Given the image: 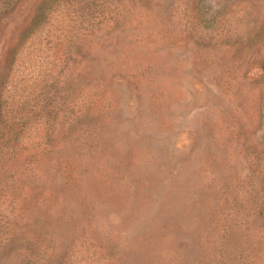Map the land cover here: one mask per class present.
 <instances>
[{"label":"rangeland","instance_id":"rangeland-1","mask_svg":"<svg viewBox=\"0 0 264 264\" xmlns=\"http://www.w3.org/2000/svg\"><path fill=\"white\" fill-rule=\"evenodd\" d=\"M232 1L201 37L179 33L181 8L98 39L80 7L19 54L4 97L25 128L0 130V264H264V0ZM36 4L0 0V77Z\"/></svg>","mask_w":264,"mask_h":264},{"label":"trees","instance_id":"trees-1","mask_svg":"<svg viewBox=\"0 0 264 264\" xmlns=\"http://www.w3.org/2000/svg\"><path fill=\"white\" fill-rule=\"evenodd\" d=\"M19 1L20 0H16V3ZM111 1L112 0H36L37 4L32 16L29 19V24L21 31V39L16 42L15 48L12 49L8 47L4 57L5 69H7V71L5 76L3 75L0 77L1 131L5 133L14 131L15 136L20 139L25 128L24 123L19 121L20 117L17 119L14 115H11V112L6 110V101L4 97V91L7 87L9 77L11 76L13 69H15L19 63V54L23 52V50L27 51L31 42H33L36 37H41L42 33H50L51 25H54L56 29H61L64 25L65 19L68 18L70 14L74 15V19L79 16L80 14H77V8L91 7L96 12L97 19L94 23V31L96 32L98 39H102L116 33L121 34L131 26L133 27V30H135L136 34V28L139 30L140 27L149 20L157 21L161 24L168 21L171 23L173 18L176 17L175 12L178 9L181 11V8L184 12L180 14L179 17L180 19H183V17L186 18L185 22L188 23H186V25L179 30V33L186 37H201L203 36V33H205L204 25H202L203 19L205 20V16L207 15H209L207 17H211L210 12L208 14V10H210V8L212 10L214 7H219L223 2H227L229 0H115L112 10L110 9V5L108 6V3H111ZM245 1L246 0H234L232 1L233 4L231 3V6H240L245 3ZM66 4L70 5L73 9L67 12ZM6 7L7 6H3L1 11L6 9ZM148 34L150 35L151 33ZM129 77L137 82L141 81L139 73L132 72L129 74ZM20 149L29 150L28 147H21ZM259 155L260 153L257 155V159H261ZM257 176L261 178V176L264 177V174L260 171ZM255 190L262 193V197H264V181L261 182V184L257 183V188ZM260 202L259 207L261 209L259 208L260 210L257 211V214L253 215L258 220L262 218L260 220L264 222V199ZM238 220L235 221L233 225L236 226L240 224L241 222H238ZM262 227L264 228V226L260 224L259 228L256 230L260 240L256 246L259 252L264 250V229H262ZM247 262L248 261L245 263ZM253 262L257 263L256 261Z\"/></svg>","mask_w":264,"mask_h":264}]
</instances>
